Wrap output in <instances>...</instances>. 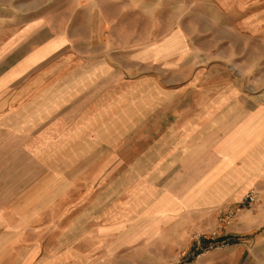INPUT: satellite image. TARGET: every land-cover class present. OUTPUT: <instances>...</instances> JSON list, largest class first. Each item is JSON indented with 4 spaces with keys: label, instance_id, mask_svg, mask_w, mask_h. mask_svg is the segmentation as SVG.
I'll use <instances>...</instances> for the list:
<instances>
[{
    "label": "rangeland",
    "instance_id": "374dc122",
    "mask_svg": "<svg viewBox=\"0 0 264 264\" xmlns=\"http://www.w3.org/2000/svg\"><path fill=\"white\" fill-rule=\"evenodd\" d=\"M31 31L76 34L54 62L87 64V75L111 71L119 102L114 118L82 134L72 119L71 133L55 142L70 140V150L56 149L46 159L53 166L30 167L26 151L0 152V164L21 163L0 167V180H8L0 181V264L20 254L45 264H264V223L249 230L242 218H258L263 200L161 207L165 184L148 181L138 125L146 89L138 84L149 76L166 81L162 93L189 95L196 70L209 66L210 93H264V0H0V41ZM178 33L201 49L191 52L185 39L182 55L164 49ZM156 43L162 48L151 55ZM39 175L51 181L24 182L20 191L10 180ZM43 191L50 198L35 213L26 202Z\"/></svg>",
    "mask_w": 264,
    "mask_h": 264
},
{
    "label": "crops",
    "instance_id": "0c3cea01",
    "mask_svg": "<svg viewBox=\"0 0 264 264\" xmlns=\"http://www.w3.org/2000/svg\"><path fill=\"white\" fill-rule=\"evenodd\" d=\"M31 32L15 34L10 42L0 41V69L6 67L8 60L12 64L0 73V152L26 151L33 158L27 165L39 168L53 166L46 159L53 158L56 149L70 150V140L65 143L62 137V145L57 147L55 142L56 136L71 133L72 119H77L74 124L80 134L92 124L103 126L104 118H114L119 100L113 83H109L113 78L111 71L103 73L100 66L87 75V64L72 66V63L54 62L64 43L76 34H69L67 39L63 34ZM101 36L91 37L97 40ZM168 38L164 49L180 48L179 55H182L183 39L191 52L201 49L187 41L194 36L178 33ZM161 48V44H154L150 54ZM173 59L176 61L177 57ZM114 80L118 86L117 77ZM164 84L166 81L156 76L146 77L138 84L146 87L138 125L145 136L144 166L148 168V181L165 184L160 185L158 204L167 207L183 201L203 203L212 209L242 202L250 194L264 203V93H210L209 66L196 70L195 79L190 82L193 94L162 93ZM135 86L134 82L127 85ZM107 87L110 89H104ZM20 164L6 163L0 167ZM10 180L19 182L20 191L24 182L51 181L43 175ZM154 193L152 189L150 195ZM49 198L43 191L26 204L37 213ZM258 210V218L242 212L243 220L249 221L246 229L262 227L264 204ZM14 263L45 264L41 256L23 254Z\"/></svg>",
    "mask_w": 264,
    "mask_h": 264
},
{
    "label": "built area",
    "instance_id": "2783aa9c",
    "mask_svg": "<svg viewBox=\"0 0 264 264\" xmlns=\"http://www.w3.org/2000/svg\"><path fill=\"white\" fill-rule=\"evenodd\" d=\"M247 199L251 205L257 204L259 202L254 194H250Z\"/></svg>",
    "mask_w": 264,
    "mask_h": 264
},
{
    "label": "trees",
    "instance_id": "16d2710c",
    "mask_svg": "<svg viewBox=\"0 0 264 264\" xmlns=\"http://www.w3.org/2000/svg\"><path fill=\"white\" fill-rule=\"evenodd\" d=\"M204 243H207V241H206V240H204Z\"/></svg>",
    "mask_w": 264,
    "mask_h": 264
}]
</instances>
